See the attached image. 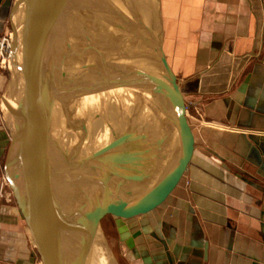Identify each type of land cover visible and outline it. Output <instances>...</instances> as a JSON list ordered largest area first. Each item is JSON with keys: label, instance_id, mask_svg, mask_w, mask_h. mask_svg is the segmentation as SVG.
<instances>
[{"label": "crops", "instance_id": "crops-1", "mask_svg": "<svg viewBox=\"0 0 264 264\" xmlns=\"http://www.w3.org/2000/svg\"><path fill=\"white\" fill-rule=\"evenodd\" d=\"M154 4L123 0L116 28L117 45L134 56L136 84L130 93L150 127H145L150 146L142 150L144 160L136 158V180L152 157L156 136L169 140L159 145L166 153L161 152V162L174 154L173 134L159 119L163 107L175 122V97L159 62L155 34L149 35ZM163 8L166 55L181 78L186 104L196 109L187 117L195 147L184 176L155 210L162 223L172 220L168 230L159 225L169 239L166 245L150 222L152 228L135 231L154 264H264V182L247 176L233 153L239 133H264V0H163ZM101 126L97 118L88 130L95 146L106 144L93 134L108 140ZM176 172L157 198L142 200V208L161 198ZM151 241L157 243L152 247ZM0 264H42L17 204L2 199Z\"/></svg>", "mask_w": 264, "mask_h": 264}, {"label": "water", "instance_id": "water-1", "mask_svg": "<svg viewBox=\"0 0 264 264\" xmlns=\"http://www.w3.org/2000/svg\"><path fill=\"white\" fill-rule=\"evenodd\" d=\"M103 1L0 0V33L6 22L11 28L9 78L1 95L2 118L10 136L3 169L42 264H89L92 254L98 259L104 218L131 221L161 206L184 176L194 152L188 107L165 56L163 0H155L149 35L155 34L159 62L175 97L179 121L173 123L185 153L180 170L158 201L138 208L143 199L133 193L137 180H126L128 165L123 166L120 158L123 154L127 161L124 154L130 147L120 155L106 153L103 163L96 153L91 158L84 153L82 136L70 147L77 127L72 124L74 112L66 113L67 105L86 96L83 59L94 49L89 21ZM56 117L65 124L54 131ZM233 153L247 176L264 182V133H239ZM76 154L79 164L73 170L68 159H77Z\"/></svg>", "mask_w": 264, "mask_h": 264}, {"label": "rangeland", "instance_id": "rangeland-1", "mask_svg": "<svg viewBox=\"0 0 264 264\" xmlns=\"http://www.w3.org/2000/svg\"><path fill=\"white\" fill-rule=\"evenodd\" d=\"M105 1L110 3V0H105ZM110 5H112V6L114 5L113 6L114 8L109 6L110 7V8H108L109 13L115 17L116 13L118 12L117 6L115 3L110 4ZM121 12H122V7H121ZM10 33H11L10 24H9V22H6L3 31L0 33V38H2L5 35L10 36ZM94 41L97 42L96 39ZM99 46L101 47L102 45L99 44ZM164 51H165V56L167 58L169 65L173 68V65L171 63V58L169 57V55H166V52L168 51V43H166V45H165V41H164ZM176 76H177V83L181 87V80H180L181 78L177 74H176ZM8 78H9V72H8L7 63H6L5 67H0V137L2 134L4 135V138H0V199H2V201L3 200L8 201L9 203H12L13 206H15L16 202H15V199L13 197L12 191L9 188L8 182L5 178L4 169H3L7 148H8L9 142H10V136H9V132L7 131V129L4 126V122H3V118H2V113H1V99L2 98H1V95L3 94V92L5 90ZM181 91H182V87H181ZM90 94L96 95L94 90H89V95ZM120 94L121 93L119 91L115 92L116 97H118ZM137 99H135V105L137 104ZM184 100H185V98H184ZM185 103H186V100H185ZM108 104H109V102H107V105ZM187 107H188V110H187L186 116L191 118V117H193L192 111L194 110V112H195L196 109L190 108L188 105H187ZM160 109L162 112L159 111V116H160L159 119H161V122L163 124L162 126H164V128H166L168 131H171V135L173 134V137H174V139H173L174 154H172V157H171V155H170L171 153H169L168 159L162 163L161 161H162V158L164 159V157H163V154H161V152L162 153H165V152L162 151L163 149L161 150V147H159V145L164 144V143L169 145V143H168L169 140H166V139L159 140L160 137L156 136L155 142H154L155 143L154 144V150L152 152V157L149 160L146 167L144 168V172H142L138 176L139 179L137 180V183H136L137 185H134V192L133 193L135 195L136 194L139 195L141 199H144L145 197L147 199H150L152 197L157 198V196L160 194L161 190L164 189V187H166V185H164V184L167 183L170 175H172L174 172L177 171V169L181 165V161L185 158V153H184V150L182 149L183 148L182 139L180 138L179 134L177 133L178 127H176V124L171 122L169 120V118L165 116V109L163 107ZM106 112H107V117L104 118L105 119L104 125L106 127L105 133L107 135H114V133L117 134L118 131L116 132L115 129L111 130L110 128H108L107 125L111 126L112 124H116V122L120 119V117H118V116L115 117L113 112H109V111H106ZM136 112H137V110H136ZM172 114L178 123V121H179V118L177 116L178 114L176 115L174 113L173 109H172ZM163 116H165V117H163ZM136 117H142V116H140L139 112H137L135 114V117H134L133 112L129 111L127 118L130 122L128 123V126L125 123H122V126L125 129H127L128 127H129L128 129H130L129 131L127 130V132H129V135L127 134V132H126V135H127V137L130 136L128 139H129V143L132 144V153H133V158H132V160H130L131 161V163H130L131 167L129 168V171L127 172L126 180H128V178H131L135 174L138 175L139 170L135 169V168H136V165L138 167L139 162H138V160L134 159V157L144 160V158L141 155L142 150H144L145 146H150L148 144L147 139H145V136L143 135V132L141 131L140 126L137 123L138 120ZM84 118L85 117L82 118L81 114H80L79 124H78V126L77 125L75 126V127H77V130L79 129L81 131L82 135H83L82 127H84V124L86 122L84 120ZM87 119H88V117H87ZM88 121L90 122V119ZM142 121H144V120L141 118V122ZM187 121H189L188 118H187ZM121 122H122V120H121ZM146 123H147V121H146ZM94 129H95V131H97V133L99 132V126L98 125L94 126ZM88 134H89V131H87V133H86V139L85 140H86L87 148L89 150V158H91V155L96 153L98 156L97 160L99 158V159H103V161L101 163L106 162V161H104L106 153L103 155H102V153H99V149H100L101 145L95 146L94 140L90 139V141H89V139H88L89 135ZM98 136L102 137V135H98ZM102 139H103L102 143H105L104 138H102ZM180 143H181V145H180ZM140 146H143V147L140 148ZM180 148H181V151L179 150ZM120 152H123V149ZM124 155H127V154L125 153ZM144 155L146 157L148 156V154H144ZM143 204L147 205L148 203L145 202ZM159 208H160V206L157 207L156 209L158 210ZM136 209H137V207H136ZM155 210H152V212L145 217H138L136 219H131V221H127V220L126 221H120V220H118L117 223H116L115 218L112 215L106 216L103 220V236H102V245H101V249H100V260L102 259V261L101 262L99 261V264H154L152 259H151L150 252H149L147 245L145 243H143V241L141 240V237H142V235H140L141 233L138 232L139 235L135 234V233H137L135 230L137 228H140V230H141L142 226L145 229L152 228L153 226L149 227V225H148L149 224L148 222H150L151 225H154V226L156 225V227H155L156 235L160 236L159 239L160 240L162 239L161 241L163 244H166L167 243L166 239H167V241L169 239H168V237H164V235H162V233L160 232L159 225H160V227L162 225L165 228V230H168L171 227L170 223L172 220L170 219V221H169V218L167 217L166 218L167 221L162 223L161 220L157 219V218H159L157 215L158 211H155ZM166 216H168V213H166ZM119 226L123 227V230L119 231ZM128 226L131 227L132 230L135 232H131V230H128ZM148 238L151 240L150 236ZM161 241H158L159 244H161ZM154 243H157V241H154V242L151 241L152 247L154 246Z\"/></svg>", "mask_w": 264, "mask_h": 264}, {"label": "bare ground", "instance_id": "bare-ground-1", "mask_svg": "<svg viewBox=\"0 0 264 264\" xmlns=\"http://www.w3.org/2000/svg\"><path fill=\"white\" fill-rule=\"evenodd\" d=\"M103 2L104 3H101L99 8L93 13V21H89L90 24L88 23L90 25L89 27L90 33L92 34V45L94 49L92 48L91 55L85 56L84 59L82 57L79 58L80 60L83 59V62H85V64L87 65L85 71L86 74L84 77V86L86 87L85 90H87L86 96L82 97L78 102L68 103L66 111L69 116L74 112L72 116L74 117L72 121L73 127H75V125L78 126L80 121V114L82 118L85 117L84 120L86 122L84 124V127H82L83 135L81 134V131L79 129H76L77 131L73 133V136L71 133L70 136L73 137V140H71L72 144L70 147H74V144L78 143L77 140H79V138L82 136V138L84 139L83 151L86 155H88V157L89 154L85 144L86 133L89 129L92 128L91 126L97 122V118L99 122H101L102 132L104 133L106 131V127L104 125V118L107 117L106 111L113 112L115 117H120L116 124H112L111 126L107 125L108 128H110L111 130L115 129V131H118L119 133L117 132V134L114 133V135H107L108 140L105 142L106 145L101 146L99 149V153H102V155L105 153H113L112 156L120 155V151H122V149L124 150L125 146L130 147L132 151V144L129 143L128 139L130 136L127 137L126 135L127 130L129 131L130 129H128L129 127L125 129L122 126V123H125L128 126V123L130 122L127 118L129 111L133 112L134 117L137 112H139V115L142 116L138 106L135 105L132 94L130 93V89L133 88V85L135 87L136 84L135 78L132 77L134 56L122 46L117 45L118 40L116 35V28L121 17V7L123 0H110V3L104 0ZM113 3L116 4L118 10L115 17L112 16L108 10V8L114 6L110 5ZM95 39L97 40V42L94 41ZM99 44H101L102 46L100 47ZM76 46L77 45H75V47ZM129 80L131 81L130 83H128ZM89 90H94L96 95H89ZM116 91H119L121 93L119 96L117 95L118 97L115 96ZM107 102H109L108 105ZM70 112L72 113L70 114ZM99 113H101L102 116H100ZM77 117H79V119ZM136 118L138 120L137 123L140 126L141 131L143 132V135H145V127H147V125L145 124V121L141 122V118L143 119V117ZM55 119H57V117ZM89 119L90 122L88 121ZM61 124H65V121L64 119L58 118L57 121L53 124L54 131L55 128L59 130L61 128ZM149 128L147 127V129ZM127 134L129 135V132H127ZM93 135H96L99 138L100 142L103 141V139L97 134ZM110 145H113V147L111 146V149H109ZM128 151V156H126L128 162L131 163L130 160H132L133 158V153L129 150V148ZM67 154L70 155L71 151L67 150ZM76 156L77 159H72L71 157L68 159L73 165V170L74 168H76V165L79 164L77 162L79 161V155L76 154ZM122 156L123 154L120 155L123 166L128 165L129 169L131 166L127 164L126 158ZM134 159L136 158L134 157ZM136 175L137 174L133 175L132 177H136ZM89 180L87 181V183L90 182ZM97 243L98 241L96 242V244ZM100 244L102 245L101 242ZM92 255L89 258V264H99V261H102V259L100 260V254H98V259L94 257V255Z\"/></svg>", "mask_w": 264, "mask_h": 264}, {"label": "built area", "instance_id": "built-area-1", "mask_svg": "<svg viewBox=\"0 0 264 264\" xmlns=\"http://www.w3.org/2000/svg\"><path fill=\"white\" fill-rule=\"evenodd\" d=\"M11 42L10 36L5 35L0 38V67H5L10 56Z\"/></svg>", "mask_w": 264, "mask_h": 264}]
</instances>
